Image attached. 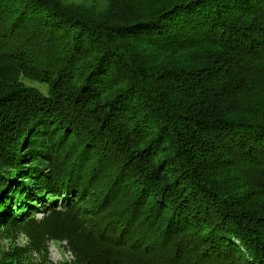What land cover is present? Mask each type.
I'll return each instance as SVG.
<instances>
[{"label": "trees", "instance_id": "trees-1", "mask_svg": "<svg viewBox=\"0 0 264 264\" xmlns=\"http://www.w3.org/2000/svg\"><path fill=\"white\" fill-rule=\"evenodd\" d=\"M110 171L112 246L264 264V0H0V228Z\"/></svg>", "mask_w": 264, "mask_h": 264}, {"label": "rangeland", "instance_id": "rangeland-1", "mask_svg": "<svg viewBox=\"0 0 264 264\" xmlns=\"http://www.w3.org/2000/svg\"><path fill=\"white\" fill-rule=\"evenodd\" d=\"M62 1L65 4L95 6L97 10H103L108 0ZM69 159V156L59 157L58 151L55 150L51 158L41 164L56 167L57 161L62 160L63 166L67 168ZM103 176L104 180L97 176L87 182L83 194L75 203L66 207V210L64 208L51 212L33 210L27 213L21 222L0 228V264H85V260H89V264H108L106 261H115L113 263L121 261L122 264H166L160 262L163 257H168L166 251L169 248L160 250L157 244L142 246L146 248V252L142 251L145 253L135 248L138 243L146 245L148 241L150 235H145L144 238L143 234L146 232L144 227L132 230L134 234L131 232L126 234L125 238L130 248L112 246L113 244L108 242L112 237L121 234L117 228H111L108 237L102 234L100 230L103 225L114 227L118 222L115 218L120 215L119 209L123 206L118 203L113 207L112 205L115 198L120 195L121 181L125 180L120 179L117 186L109 192L107 190L109 185L106 186V182L110 181L111 171L103 173ZM106 193H110L109 197L105 195ZM126 201L123 205L127 203ZM183 256L185 255L182 253L179 260H185Z\"/></svg>", "mask_w": 264, "mask_h": 264}]
</instances>
